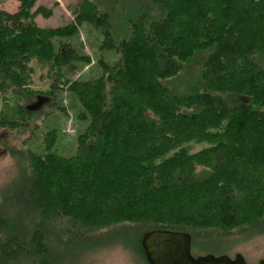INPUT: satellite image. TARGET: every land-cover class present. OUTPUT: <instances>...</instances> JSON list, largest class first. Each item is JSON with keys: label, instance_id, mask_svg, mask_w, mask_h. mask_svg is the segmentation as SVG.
Returning <instances> with one entry per match:
<instances>
[{"label": "trees", "instance_id": "16d2710c", "mask_svg": "<svg viewBox=\"0 0 264 264\" xmlns=\"http://www.w3.org/2000/svg\"><path fill=\"white\" fill-rule=\"evenodd\" d=\"M19 1L0 9V129L26 125L60 84L88 125L74 155L52 150L55 129L44 153L29 152L17 200L32 218L0 215V264H62L70 240L122 222L192 239L263 227L264 0H79L57 27L35 19L53 9ZM84 26L116 58L70 82L64 67L90 57L54 41ZM36 67L54 80L47 91L31 88ZM190 142L209 145L191 153Z\"/></svg>", "mask_w": 264, "mask_h": 264}, {"label": "rangeland", "instance_id": "374dc122", "mask_svg": "<svg viewBox=\"0 0 264 264\" xmlns=\"http://www.w3.org/2000/svg\"><path fill=\"white\" fill-rule=\"evenodd\" d=\"M77 2L79 0H35L32 10L42 5L53 9V16L44 18L39 15L35 19L40 27H57L65 25L69 19H74L72 7ZM19 6V0H0V9L11 13L16 12ZM54 42L56 47L70 43L79 55L90 57L89 62L75 60L64 67V79L67 78L70 82L99 76L102 70L100 60L112 63L116 58L113 51L101 47V39L94 33H89L85 26L79 27L77 37L55 38ZM202 60L203 56H200L189 65L182 78L188 79L198 65H201ZM34 63L35 60L31 64ZM46 73L47 69L42 71L36 67L32 89L48 90L54 80L46 77ZM69 85L60 84L54 90V99H37L31 109L38 113L19 130L0 129V215L7 212V220L13 226L20 224L23 227L32 218L30 211L19 209L17 200L24 179L31 170L29 152L44 153L47 146L45 138L50 130L55 129L57 136L52 150L62 156L74 155L77 139L86 131L88 123L78 119L77 113L81 110V105L72 96ZM237 101L241 100L233 99V102ZM208 145L190 142L187 146L191 153H195ZM139 226L141 225L122 222L77 236L61 248L62 264H146L139 244L143 231ZM193 236L191 252L195 257L212 254L234 258L237 254H242L249 264H259L264 260V225L256 229L235 227L229 231L214 228L194 233Z\"/></svg>", "mask_w": 264, "mask_h": 264}, {"label": "water", "instance_id": "95a60500", "mask_svg": "<svg viewBox=\"0 0 264 264\" xmlns=\"http://www.w3.org/2000/svg\"><path fill=\"white\" fill-rule=\"evenodd\" d=\"M190 234L171 230H152L142 239L149 264H249L242 254L234 258L212 254L195 257L191 252ZM259 264H264V260Z\"/></svg>", "mask_w": 264, "mask_h": 264}, {"label": "flooded vegetation", "instance_id": "af4514ba", "mask_svg": "<svg viewBox=\"0 0 264 264\" xmlns=\"http://www.w3.org/2000/svg\"><path fill=\"white\" fill-rule=\"evenodd\" d=\"M38 99H39V98H38ZM152 230H165V229L153 228V229L145 230V231L142 233L141 238H140V240H139V242H140L139 244L141 245V249H142V251H143V254H144V257H145L146 261H147V258H146V255H145L144 248H143V246H142V239H143L144 235H145L147 232L152 231ZM191 239H192V236H191ZM192 242H193V239H192ZM191 247H192V243H191ZM147 263H148V261H147Z\"/></svg>", "mask_w": 264, "mask_h": 264}, {"label": "bare ground", "instance_id": "6f19581e", "mask_svg": "<svg viewBox=\"0 0 264 264\" xmlns=\"http://www.w3.org/2000/svg\"><path fill=\"white\" fill-rule=\"evenodd\" d=\"M189 234V233H188ZM191 236V235H190Z\"/></svg>", "mask_w": 264, "mask_h": 264}]
</instances>
